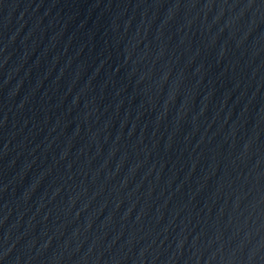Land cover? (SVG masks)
I'll return each instance as SVG.
<instances>
[{"label":"water","instance_id":"1","mask_svg":"<svg viewBox=\"0 0 264 264\" xmlns=\"http://www.w3.org/2000/svg\"><path fill=\"white\" fill-rule=\"evenodd\" d=\"M0 264H264V0H0Z\"/></svg>","mask_w":264,"mask_h":264}]
</instances>
